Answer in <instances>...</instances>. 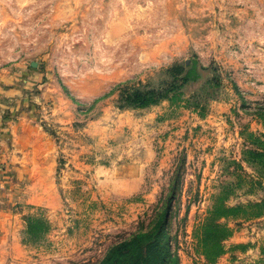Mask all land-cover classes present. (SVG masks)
<instances>
[{"label": "rangeland", "instance_id": "1", "mask_svg": "<svg viewBox=\"0 0 264 264\" xmlns=\"http://www.w3.org/2000/svg\"><path fill=\"white\" fill-rule=\"evenodd\" d=\"M154 242L264 264V0H0V264Z\"/></svg>", "mask_w": 264, "mask_h": 264}, {"label": "trees", "instance_id": "2", "mask_svg": "<svg viewBox=\"0 0 264 264\" xmlns=\"http://www.w3.org/2000/svg\"><path fill=\"white\" fill-rule=\"evenodd\" d=\"M183 73V71H182ZM194 75H196V71L193 69H189V71H187L185 73V76L183 77L182 80V85H187L188 83L192 82V78L194 77ZM165 92V93H169ZM132 100H133V105H137L139 107H147L153 104H156L159 99L162 97L160 93H156L154 91H150V92H145L144 94H139V93H135L134 95L131 96ZM163 211L165 213H169L171 211V206H170V201L169 204L167 206L164 207ZM227 211V210H224ZM223 209L220 210V212H217L213 217H211L210 219L207 220V228H206V241H219V239H224L227 236H229V232L226 230H220L218 232V235L216 234V230L218 229L219 225L216 223L217 219H219L220 217H223ZM160 233L158 234V239L162 237L163 233H164V229L161 228L160 229ZM223 231V232H222ZM220 233V236H219ZM160 243V242H159ZM157 243L154 242V244L149 245L147 250L149 252V256L147 257V262L149 264H175L176 262H174L173 260H168L169 259V250L168 247L164 248L162 246V244H159L158 246H156ZM142 250V249H141ZM145 250V249H144ZM140 260V259H139ZM107 261L103 262V264H106ZM140 262H138L137 264H139Z\"/></svg>", "mask_w": 264, "mask_h": 264}]
</instances>
